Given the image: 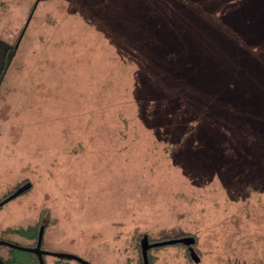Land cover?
<instances>
[{
	"label": "rangeland",
	"instance_id": "obj_1",
	"mask_svg": "<svg viewBox=\"0 0 264 264\" xmlns=\"http://www.w3.org/2000/svg\"><path fill=\"white\" fill-rule=\"evenodd\" d=\"M23 31L0 200L32 188L0 207L1 240L33 244L47 215L44 248L91 264H143L145 235L194 236L201 258L150 264H264V0H0V38Z\"/></svg>",
	"mask_w": 264,
	"mask_h": 264
},
{
	"label": "water",
	"instance_id": "obj_2",
	"mask_svg": "<svg viewBox=\"0 0 264 264\" xmlns=\"http://www.w3.org/2000/svg\"><path fill=\"white\" fill-rule=\"evenodd\" d=\"M24 31L21 33L19 39L15 44H11L3 39L0 38V85L1 82L4 78L5 73L7 72L9 66L11 65L14 56L16 55L21 39L23 37ZM32 188V183L31 182H25L22 185H20L12 194L7 196L6 198L2 199L0 201V207L8 203L9 201L17 198L21 194L27 192ZM43 232H40L38 235V242L35 247L32 246H23L20 244L12 243L9 241L5 240H0V245L4 244L7 246H10L14 249L17 250H22V251H27L30 253H34L38 257L39 264H46L45 255H52L58 258H66L70 260H75L79 262L80 264H91L88 260L75 255L73 253L69 252H63V251H47L43 250L41 248V243L43 240ZM176 244H182L187 247L190 258L195 262V263H200L201 258L199 254L197 253L195 249V244H196V238L194 236H182V237H176V238H170L166 240H160V241H150L149 236H143L141 241H140V246H141V253H142V259H143V264H150L149 260V251L153 248H158V247H163V246H168V245H176ZM0 264H6L2 258L0 257Z\"/></svg>",
	"mask_w": 264,
	"mask_h": 264
},
{
	"label": "flooded vegetation",
	"instance_id": "obj_3",
	"mask_svg": "<svg viewBox=\"0 0 264 264\" xmlns=\"http://www.w3.org/2000/svg\"><path fill=\"white\" fill-rule=\"evenodd\" d=\"M21 185H22V184H21ZM18 187H19V186H18ZM1 200H2V199H1ZM1 200H0V201H1ZM26 238H28V237H26ZM29 239H33V240H34V243L31 244V245H29V246L35 247V246L37 245V242H38V236H37L36 238H29ZM0 240H1V239H0ZM43 240H44V237H43ZM43 240H42V243H41V248H42L43 250L52 251V250H48V249H45V248H44ZM5 241H7V240H5ZM9 242H12V241H9ZM12 243H16V242H12ZM16 244H17V243H16ZM0 247L8 249L9 254H10V251H11L12 249H14V248H12V247H10V246H7V245H4V244H1ZM14 250H17V249H14ZM32 254L34 255V257H35L36 260L38 261V257H37V255L34 254V253H32ZM48 256H52V255H45L44 258H46V257H48ZM0 257L2 258V260H3L6 264H9V262L12 261V259H13L12 257H10V258L7 257V258H6L1 252H0ZM52 257H55V256H52ZM55 258H58V257H55ZM58 259H66V258H58ZM38 264H39V261H38Z\"/></svg>",
	"mask_w": 264,
	"mask_h": 264
},
{
	"label": "trees",
	"instance_id": "obj_4",
	"mask_svg": "<svg viewBox=\"0 0 264 264\" xmlns=\"http://www.w3.org/2000/svg\"><path fill=\"white\" fill-rule=\"evenodd\" d=\"M247 211V213L249 214L250 213V216L247 214V216H248V218H249V220H254V214L252 215L251 214V211H255V209H247L246 210ZM252 215V216H251ZM47 225H48V216L46 215L45 217H43L42 218V220H41V222H40V229L38 230V233L36 232V234L35 233H33V232H28V233H25L24 235L26 236V237H28V238H36L38 235H39V233L40 232H43V235H44V232H45V229H46V227H47ZM256 227V226H255ZM257 227H260L259 225L257 226ZM258 229V228H257ZM44 237V236H43ZM150 241H153V240H151L150 239ZM182 245V244H181ZM184 246V245H183ZM186 247V246H185ZM140 250H141V248H140ZM151 251V250H150ZM149 251V252H150ZM142 262H143V259H142Z\"/></svg>",
	"mask_w": 264,
	"mask_h": 264
}]
</instances>
